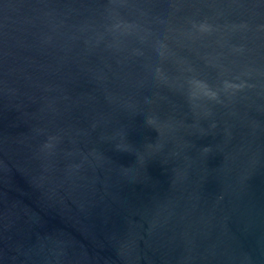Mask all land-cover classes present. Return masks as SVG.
Returning <instances> with one entry per match:
<instances>
[{"label":"water","instance_id":"obj_1","mask_svg":"<svg viewBox=\"0 0 264 264\" xmlns=\"http://www.w3.org/2000/svg\"><path fill=\"white\" fill-rule=\"evenodd\" d=\"M0 264H264V0H0Z\"/></svg>","mask_w":264,"mask_h":264}]
</instances>
